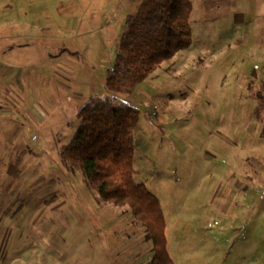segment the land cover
<instances>
[{"label": "rangeland", "instance_id": "obj_1", "mask_svg": "<svg viewBox=\"0 0 264 264\" xmlns=\"http://www.w3.org/2000/svg\"><path fill=\"white\" fill-rule=\"evenodd\" d=\"M141 2L0 0V264L150 263L131 211L59 155L106 94L140 110L133 178L159 200L172 262L264 264V144L245 134L264 115V0H192L190 47L113 95L104 74Z\"/></svg>", "mask_w": 264, "mask_h": 264}, {"label": "trees", "instance_id": "obj_2", "mask_svg": "<svg viewBox=\"0 0 264 264\" xmlns=\"http://www.w3.org/2000/svg\"><path fill=\"white\" fill-rule=\"evenodd\" d=\"M192 5V0H142L124 21L114 67L104 74L108 93L131 95L159 65L190 47ZM254 95L264 103V81ZM75 115L79 125L59 154L62 160L101 200L131 211L152 242L149 264H174L159 200L133 178L132 138L140 110L106 94L91 96Z\"/></svg>", "mask_w": 264, "mask_h": 264}, {"label": "crops", "instance_id": "obj_3", "mask_svg": "<svg viewBox=\"0 0 264 264\" xmlns=\"http://www.w3.org/2000/svg\"><path fill=\"white\" fill-rule=\"evenodd\" d=\"M1 84H2L3 88L5 89V87L7 86V84L5 83V80H3V82ZM4 89L2 91H0V97L9 101L8 95L6 93H4ZM247 117L250 118L249 115H247ZM251 120H253V118H250V120H247L248 121L246 123L247 130H246L245 134L247 136L251 135V138H253L252 133H253V128H254L258 132L257 134L259 135V138L261 139L259 142L262 143V141H263V144H264V115L259 117L256 122L255 121L252 122ZM262 151H264V149ZM260 160H261V163H259L257 167H258V169H263L264 168V156H262ZM246 175L248 178H250L248 173H246ZM256 264H263V262L259 261Z\"/></svg>", "mask_w": 264, "mask_h": 264}]
</instances>
